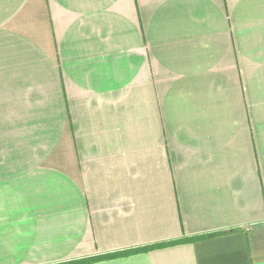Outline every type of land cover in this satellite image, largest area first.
Returning a JSON list of instances; mask_svg holds the SVG:
<instances>
[{"label":"crops","instance_id":"obj_1","mask_svg":"<svg viewBox=\"0 0 264 264\" xmlns=\"http://www.w3.org/2000/svg\"><path fill=\"white\" fill-rule=\"evenodd\" d=\"M75 262L264 264V0H0V264Z\"/></svg>","mask_w":264,"mask_h":264},{"label":"trees","instance_id":"obj_2","mask_svg":"<svg viewBox=\"0 0 264 264\" xmlns=\"http://www.w3.org/2000/svg\"><path fill=\"white\" fill-rule=\"evenodd\" d=\"M201 237H194V238H189V239H186V240H179V241H176V242H169V243H165V244H159V245H156L158 247H164V246H169V245H172L174 243H177V242H186V241H197L198 239H200ZM140 250H143V249H136V250H132V251H126V252H122V253H117V254H114V255H104V256H100L98 257L96 260H108V259H114V258H117V257H122V256H128V255H131L133 253H138ZM79 262H75V263H69V264H77Z\"/></svg>","mask_w":264,"mask_h":264}]
</instances>
